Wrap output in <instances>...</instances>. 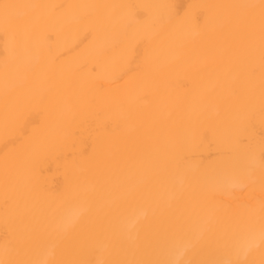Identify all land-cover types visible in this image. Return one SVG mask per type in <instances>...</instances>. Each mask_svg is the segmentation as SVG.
<instances>
[{"label": "bare ground", "instance_id": "obj_1", "mask_svg": "<svg viewBox=\"0 0 264 264\" xmlns=\"http://www.w3.org/2000/svg\"><path fill=\"white\" fill-rule=\"evenodd\" d=\"M0 264H264V0H0Z\"/></svg>", "mask_w": 264, "mask_h": 264}]
</instances>
